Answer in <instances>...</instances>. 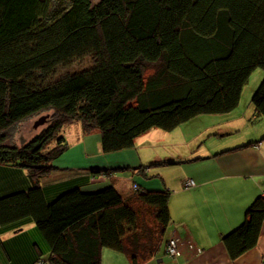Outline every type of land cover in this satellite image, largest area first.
Wrapping results in <instances>:
<instances>
[{"label":"trees","instance_id":"trees-1","mask_svg":"<svg viewBox=\"0 0 264 264\" xmlns=\"http://www.w3.org/2000/svg\"><path fill=\"white\" fill-rule=\"evenodd\" d=\"M258 67L264 0H0V164L10 168L0 245L9 262L102 264L105 248L130 264L155 258L169 240V189L125 195L108 180L87 190L85 176L42 185L69 148L65 126L99 131L104 153L131 148L150 129L233 111ZM251 101L264 117V77ZM47 110L36 136L10 142V127ZM139 201L155 226L139 216ZM263 223L259 194L222 236L232 260L257 245ZM21 247L26 253L17 254Z\"/></svg>","mask_w":264,"mask_h":264},{"label":"crops","instance_id":"crops-1","mask_svg":"<svg viewBox=\"0 0 264 264\" xmlns=\"http://www.w3.org/2000/svg\"><path fill=\"white\" fill-rule=\"evenodd\" d=\"M80 123L78 121L75 125L72 124L74 129L71 127L65 131L69 144L68 149L73 145L84 147V153L91 156L90 164L84 166L71 161L57 164L55 161L58 168L52 172L53 175H48L42 180L43 186L85 176L88 183L85 186L87 190H95L96 187L97 190L108 180L114 181L118 189L126 187L128 192H131V185L133 188L137 186L139 190L169 189L160 185L156 179H151L152 177L148 176L151 169L145 170V167L141 166L142 164L139 165L141 168L134 166V171H131L130 176L119 177L115 170L120 166H128L126 169L132 168L135 163L132 155L126 153L123 156L120 152L125 149L104 153L100 132L85 133ZM258 126L259 128H255L257 131L252 129L250 135L247 134L240 140L241 144L238 145V149L236 148L237 150L232 152L237 154L236 157L221 165L220 171L222 172L200 170L194 174V178H190L195 182V185L186 187L183 182L178 191V200L172 199L170 196L169 208L172 222L166 237L180 238L185 245L184 252L180 256L172 257L164 248L155 258L146 260L143 264H264V223L257 245L235 260L231 259L227 247L222 241L223 234L241 224L252 201L259 194H264V139H262L264 125L259 124ZM139 137L135 140V147ZM96 153L98 156L92 158ZM64 161L67 160L64 159ZM96 166L112 168L113 171L111 170L106 176L94 173L91 169ZM9 169V167L0 164V194L9 190ZM135 169L144 178L140 177ZM123 181L124 184H121ZM33 226V224H29L18 230L5 232L2 238L8 240ZM190 245L192 246L190 247ZM23 252L26 253L21 247L17 254ZM36 254L33 255L32 261L36 259ZM9 261L0 245V264H12ZM26 264L32 263L26 262ZM102 264H130V262L124 254L105 248L102 252Z\"/></svg>","mask_w":264,"mask_h":264},{"label":"rangeland","instance_id":"rangeland-1","mask_svg":"<svg viewBox=\"0 0 264 264\" xmlns=\"http://www.w3.org/2000/svg\"><path fill=\"white\" fill-rule=\"evenodd\" d=\"M91 1L97 3L99 0ZM65 71L66 69H59L61 74ZM263 77L264 70L260 67L252 72L249 81L243 88L239 105L230 113H204L181 124L174 130L165 131L161 128H155L145 135H140L142 138L139 137L136 147L134 144L133 148H127L120 152L123 156L126 153L132 155L135 163L132 168L129 167L130 169H116L118 176H130L131 171H134V166L142 164L141 166L145 167V170L151 169L148 176L152 177L151 179H156L160 185L169 188L172 193L171 198L178 200V191L181 185L184 182L186 187L193 186L190 185L189 180L194 178L196 172L200 170L222 172L220 171L221 165L225 161L236 157L237 154L232 152L238 149V145L241 144L240 140L245 135H250L252 129L259 128V124L264 125V117L255 113L251 101L254 91L260 85ZM51 113H53L52 110L40 112L10 127L8 130L10 142L20 146L28 142L47 126L46 119H49ZM42 118H45L44 122L41 121ZM77 122L68 123L64 130L73 128L74 126L71 125H75ZM80 124L83 132H85L82 123ZM97 156L98 153L93 155L92 158ZM64 159L67 161H64ZM156 159L159 160L155 161ZM68 161L88 166L91 162V156L84 153V147L81 145H73L59 157L56 163L62 162L64 164ZM141 166L138 168H141ZM126 167L128 168V166ZM111 170L113 171V169ZM135 172L138 174L137 169H135ZM49 175H53L52 172ZM138 175L144 178L142 174L139 173ZM121 184H124V181ZM125 188L120 189L125 195H134L139 191V188L137 186L133 188V185H131V192H128ZM182 196L185 197L184 194ZM135 206L139 216L147 224L156 225L150 207L140 201L136 202ZM179 241H181L180 238ZM183 252L181 250V253ZM174 253H177V250H174ZM171 256L176 257V255Z\"/></svg>","mask_w":264,"mask_h":264},{"label":"built area","instance_id":"built-area-1","mask_svg":"<svg viewBox=\"0 0 264 264\" xmlns=\"http://www.w3.org/2000/svg\"><path fill=\"white\" fill-rule=\"evenodd\" d=\"M190 181V185H194V181L192 179L189 180ZM185 248L184 243H182L181 241H179L178 238L173 237L172 239H170L167 243V247L166 250L170 255H176V256H180L181 250L183 251V249ZM181 249V250H180ZM174 250H177V253H174Z\"/></svg>","mask_w":264,"mask_h":264},{"label":"water","instance_id":"water-1","mask_svg":"<svg viewBox=\"0 0 264 264\" xmlns=\"http://www.w3.org/2000/svg\"><path fill=\"white\" fill-rule=\"evenodd\" d=\"M44 120H45V118H42V120H41V121H42V122H44Z\"/></svg>","mask_w":264,"mask_h":264}]
</instances>
